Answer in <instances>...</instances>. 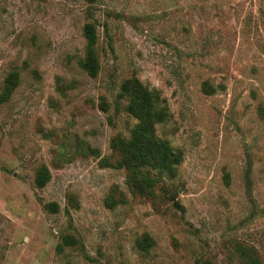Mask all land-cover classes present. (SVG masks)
Returning a JSON list of instances; mask_svg holds the SVG:
<instances>
[{
	"label": "rangeland",
	"instance_id": "obj_1",
	"mask_svg": "<svg viewBox=\"0 0 264 264\" xmlns=\"http://www.w3.org/2000/svg\"><path fill=\"white\" fill-rule=\"evenodd\" d=\"M10 72L0 264H264V0H0V93ZM136 80L164 108L171 174L128 149Z\"/></svg>",
	"mask_w": 264,
	"mask_h": 264
},
{
	"label": "trees",
	"instance_id": "obj_2",
	"mask_svg": "<svg viewBox=\"0 0 264 264\" xmlns=\"http://www.w3.org/2000/svg\"><path fill=\"white\" fill-rule=\"evenodd\" d=\"M95 29V25L91 21L85 22L83 25L85 53L80 62L81 67L92 77L97 75L100 68L96 50L97 34ZM17 78L16 72H10L6 76L0 93V103L10 95L9 93L13 89ZM134 87L135 94L130 97L127 109L137 117L138 121L132 130L131 140L127 143L128 149H131L134 154L136 166H150L158 169V171L163 170L171 174L174 172V164L180 158L167 140L155 135V126L165 120V112L160 104L159 96L155 89H148L139 84L137 80L134 83ZM203 89L208 94L213 91V88L207 85ZM49 177V169L45 165H41L35 174L34 183L38 188H42L48 182ZM175 203L178 204L177 202ZM43 206L48 212H57L59 210V205L55 201L46 202ZM74 240L72 236L62 237L64 244H72ZM60 247L59 244L58 249H61ZM239 250L241 254L247 256L248 264H260L253 250H245L243 248ZM202 264L211 263L206 260Z\"/></svg>",
	"mask_w": 264,
	"mask_h": 264
}]
</instances>
